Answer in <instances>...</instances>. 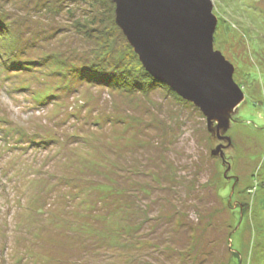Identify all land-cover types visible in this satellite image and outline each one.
Masks as SVG:
<instances>
[{"label": "rangeland", "instance_id": "obj_1", "mask_svg": "<svg viewBox=\"0 0 264 264\" xmlns=\"http://www.w3.org/2000/svg\"><path fill=\"white\" fill-rule=\"evenodd\" d=\"M211 1L220 126L98 82L130 51L112 0H0V264H264V0Z\"/></svg>", "mask_w": 264, "mask_h": 264}, {"label": "water", "instance_id": "obj_2", "mask_svg": "<svg viewBox=\"0 0 264 264\" xmlns=\"http://www.w3.org/2000/svg\"><path fill=\"white\" fill-rule=\"evenodd\" d=\"M115 20L155 78L219 126L243 99L234 66L213 48L211 0H113Z\"/></svg>", "mask_w": 264, "mask_h": 264}, {"label": "trees", "instance_id": "obj_3", "mask_svg": "<svg viewBox=\"0 0 264 264\" xmlns=\"http://www.w3.org/2000/svg\"><path fill=\"white\" fill-rule=\"evenodd\" d=\"M112 3H114L115 5V2L113 0ZM115 24L118 31L121 32V35H123L124 33L121 31V28L117 25L116 20H115ZM103 34H106L110 38L113 37L109 29H104ZM122 37L124 38V40L122 38V42H123L122 46H124L125 48L131 51V52L129 51V53L127 54L126 63H122L124 61H120L123 58H119V60L113 59L115 61L113 64H111L113 65L112 72H110L105 78H99L98 80L99 83L106 86H110V87L113 86L114 88H119L120 90H123L127 93H133V92L148 93L150 91H153L157 87L162 86L164 88H167L173 94L177 95L180 98V100L189 101L178 95L166 82L161 81L155 78L154 76H152L151 73L143 66L142 61L139 58V55L134 50L133 46L130 45L127 38L125 39L124 35ZM1 61L3 67V62H5V60L2 59ZM237 257L238 255L234 254L233 258L235 260H237ZM262 259H264V255ZM262 263H264V260Z\"/></svg>", "mask_w": 264, "mask_h": 264}]
</instances>
